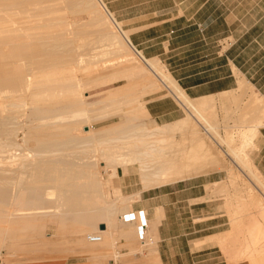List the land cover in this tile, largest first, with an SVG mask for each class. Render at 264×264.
Segmentation results:
<instances>
[{
    "label": "crops",
    "instance_id": "obj_1",
    "mask_svg": "<svg viewBox=\"0 0 264 264\" xmlns=\"http://www.w3.org/2000/svg\"><path fill=\"white\" fill-rule=\"evenodd\" d=\"M106 1L109 4L108 10L129 33L134 50L140 51L143 56H150L147 58L145 55L147 59L162 57L171 69L169 71L175 84L192 100V107H202L197 111H204L202 113L205 116L209 111L207 109H210L209 114H214V109L216 110L218 119H211L216 120V126H210L213 121H208L213 132H217L216 123L235 122L237 125L241 120H245L246 118L241 119L242 110H246L247 101L251 98L252 104H256L253 108L257 111H260L261 107L264 108V0ZM148 83L150 84L149 78L146 84ZM164 87L171 94L166 83ZM257 96L262 100L260 106ZM172 97L175 101L167 97L148 99V114L162 125L142 122L141 118L150 116L140 113L138 115L136 112L137 116L142 115L141 118L136 116L137 129L147 125V129H156L170 123H179L187 118L182 116V109L188 117H194L192 108L188 109L186 104L173 95ZM209 99L212 100L210 104ZM257 111L254 109V112H249L250 115L254 113L251 115V125L254 116L259 114ZM242 122L244 123H240ZM144 123L146 125L140 127V124ZM251 125L236 126V132L230 126L226 129L228 134H235L239 141L240 137L237 136L240 134L237 133L246 131ZM226 129V136L219 132L212 134L215 137L210 136L213 138V144H216L215 147H220L219 149L228 147L227 140L230 139ZM191 132V128H184L176 134L172 133L174 138L169 133L172 137L167 136L165 139L168 141L172 138L173 141L169 140L171 149L165 146L169 142H165V148L172 151L174 146L177 147L175 144L185 138V133H188L189 137ZM178 134L184 137L176 139ZM216 135H221L222 138L218 139L223 145L215 141ZM254 144L256 149L252 155L253 163L263 175L264 126L259 128ZM202 160L190 175L175 177L176 179L171 180H174L173 182L150 188L144 187L143 175L137 162L120 165L116 170L108 168L112 170L107 169V177L103 175L104 179H100L101 187L78 188L77 194L84 196L85 200L84 204H77L74 210L85 215L79 219L75 216L73 221L76 224V233L71 232L69 228L60 233L54 231L52 240L45 239L48 246L57 243L58 237L73 234V238L57 244L55 249L58 256L51 264H229L225 259L211 261L216 258L212 249L217 245H209L210 238L220 235L225 231L221 227L228 224L227 216L219 209L220 199H215L212 190L216 187L221 189L228 180L231 186H234L235 178L237 181L244 179L248 182L251 177L238 170L232 171L230 175L228 165L229 168L224 169L229 170L226 172L227 177L223 178V169L213 167L217 162L211 159ZM210 161L214 163L210 164ZM209 164H214L212 169ZM207 165L211 170L209 172L208 168L207 172L205 171ZM201 166H205L204 170ZM103 169L106 171V168L102 167L101 173ZM120 169L123 171L122 175ZM236 171L237 173H234ZM241 182L239 181V185L244 186ZM208 192L214 199L208 200ZM93 197H99L100 201L94 202ZM138 210H143L147 218L146 236L143 239L139 236L138 222H124L121 219L124 214ZM96 212L100 214L99 218L93 217ZM100 224H104L105 228L101 229ZM87 230L94 231V234L99 233L102 237L105 234L106 237L100 242H92L84 235ZM207 230L213 231L205 232ZM61 234L64 236H60ZM196 246L202 248L195 249Z\"/></svg>",
    "mask_w": 264,
    "mask_h": 264
},
{
    "label": "bare ground",
    "instance_id": "obj_2",
    "mask_svg": "<svg viewBox=\"0 0 264 264\" xmlns=\"http://www.w3.org/2000/svg\"><path fill=\"white\" fill-rule=\"evenodd\" d=\"M78 11H85L88 14V21L79 26L72 23V20L69 19L71 13H77ZM88 25H94V29L97 27L99 36L96 37V40L101 42V44L104 41L101 46H113V48H108L106 51V48H103L104 50L101 49L102 51L98 49V52H95L98 58L92 54L94 58L91 56L90 58H84L81 63L76 62L79 67L94 64L97 61L106 62L109 58L127 59L134 55L143 61L144 66L135 67L131 70L129 76L134 74L143 75L148 72L152 73L157 81L152 78L150 84L148 83L143 87L152 89V87L157 88L158 81L162 85L166 83L171 94L176 99L178 98L186 104L188 109L192 108L193 111L190 110L194 113V117L189 115V117L187 116L185 120L179 123H170L169 125L167 124L168 126L156 129H147L148 125L142 127L146 125L144 123L140 124L142 128L138 127L137 129V113L134 109H131L130 113L132 115L119 124V126L112 128L110 130L111 133H107L106 137L99 139L98 137L101 134L91 133V131H95L91 127L89 129L90 132L88 131L85 134L76 133L51 140L35 141L37 138L35 131L52 125L41 122V117L34 116L39 107L46 105L59 107L63 103H70L82 108L85 104L82 94L77 92L78 88L82 89L83 83L75 84L72 81L74 67L70 68L68 66L61 73L59 58L61 57V49L64 52L63 57L68 61L71 57L70 53H72L74 59L77 58L78 55L76 53L79 47H77L76 43L80 41L77 34H79L82 27ZM85 43L88 44V42ZM97 46H99V43ZM66 65H69V62ZM205 97L207 98V96ZM206 98L202 99L206 100ZM211 101L209 99V104L212 103ZM261 102L262 100L259 101V106ZM209 104L207 105L208 108ZM192 105H194L192 100L175 84L170 71L163 65L160 59H147L140 51L134 50L129 39V33L122 28V23L116 21L114 15L108 10L104 0H0V212L5 213V218L12 220L14 216L7 208L8 205H15L17 209L38 208L43 207L46 202H49V205L55 209V212L43 213V216H47L51 220L56 218V225L60 226L63 219H67L71 215L69 213L71 210L70 206L84 204L85 198L80 197L76 191H70L76 185L73 183H66L65 185L62 183L61 186L64 185V187L61 189H57L55 186H48L45 187L46 191L44 190L43 196L42 194H37L29 199H25L22 192L23 175L26 171L32 172L37 169L32 164L25 163V160H23L25 155L24 151L21 150L23 146L27 148L28 156L47 155L49 153L56 156L60 155L59 158L53 161L63 166L59 170L67 174L68 177H80L81 182L77 185L78 188H86V186L101 187V167H113L116 170L120 165H131L137 162L143 175L144 187L150 188L167 183L175 177L182 178L185 175H190V172L195 171L194 169L199 161L211 159L217 162V164L215 163L216 165H212L217 169H223L224 171L225 168L228 169L230 166V175H232V171L238 170L242 171V173L245 172L248 174V177H251L248 181L251 184L249 193L245 192V190L243 191V189L238 192L239 189L237 187V191H235L236 196L230 202L233 204V210L231 209L233 211L231 215L232 222H237L240 225L248 214L253 219L251 226L249 225L244 233L247 237L244 241V246L240 248L234 261L238 264H264V177L262 172L260 173V170L254 165V159H252V155L256 149L254 139L259 128L264 126V108L262 109L261 107V110L259 108L258 110L260 111H257L255 108L259 114L258 116H256L257 114L254 116L252 120L253 124L251 125L250 123L252 127H248L249 129L243 130L244 132L242 133H240L241 131L237 133L238 135L240 134L237 136L240 137L239 141H237L238 139L235 134H231V132L228 134L227 128V137L230 139V141L227 140L228 147L227 149H219L220 147L217 148L215 147L216 144H213V138L211 137L212 140L210 138V136H214L212 135L213 133L218 132H213L210 127L216 126L215 122L218 119L216 118L218 113L214 109L215 113L211 112V115L209 114L210 109H207L209 111L205 110L207 112L205 116L209 115L205 117L203 115L204 111H197L202 107L197 109L198 106L194 108ZM137 109L138 111L140 110L138 115L140 113L143 116H150L143 105H139L136 107ZM243 111L242 113L246 112ZM236 114L238 113L236 112ZM31 116L34 117V120L31 124H28L31 121L29 120ZM140 116L142 117V115ZM140 116L137 117L139 118ZM87 117V113L83 111L78 119ZM237 117L236 119L239 121L240 115ZM252 117H249L250 119L248 120L251 121ZM212 118H216V120H212V122ZM208 121L212 122L211 125ZM241 121L245 122L244 119ZM216 124L218 125V123ZM186 126L192 129V135L188 137V133H185V138L182 139L184 136H181L182 138L180 137V139L182 141L179 140L180 142L175 144L177 145L176 148L174 146L172 151L166 149L167 147L170 148L171 142L169 140H172V138H169L167 141L165 137H172L173 134L181 131ZM237 126L239 125L237 124ZM169 133L173 134L170 136ZM224 135L226 136V133ZM220 136H217L215 138L217 140L215 141L223 145V142L218 139ZM21 141L23 144H21ZM165 142L169 143L165 145ZM172 144L174 145V143ZM164 145L167 147L165 148ZM53 146L60 147L62 151L54 153L53 150H49ZM88 146H95V148L89 149ZM79 154H83V156ZM213 161H210V164ZM202 162L206 161L202 160ZM212 166L210 165L211 168L208 165L204 166L205 171L207 172L206 168H208V172L211 171L209 168L212 169ZM204 167L201 169L204 170ZM8 171L19 174V176L14 174L6 176L4 172ZM41 171L44 177L48 178L47 180L51 179L52 182L60 178V174L56 176V179L53 174L49 175L47 171H52L50 168H45ZM234 173H237V171ZM235 180V185L238 186L240 180ZM222 183L223 181H221ZM239 188L241 189V187ZM214 192L216 191L214 190ZM224 192L227 193L225 190ZM232 192L234 193V191ZM246 198H249V200L246 201ZM93 199L94 202L100 201L99 197H93ZM242 205H247L246 211L241 208ZM255 209H257L256 213L251 212L246 215L248 211ZM64 212L68 213L65 214ZM94 214L95 217H100L99 213L96 212ZM74 215L79 219L83 218L85 213L78 212ZM121 219L124 221L123 218ZM136 222L138 221L136 220ZM59 228L61 231L65 229L64 225ZM59 228L56 227L58 230ZM58 230L57 233H60L61 231ZM8 233L9 230H7V235ZM90 235L101 236L99 241L92 242L102 241L103 237L101 234L93 233L88 234L86 237L89 239ZM210 239L211 241L208 244L215 245L222 243L223 237L217 235ZM204 243L206 245V240Z\"/></svg>",
    "mask_w": 264,
    "mask_h": 264
},
{
    "label": "rangeland",
    "instance_id": "obj_3",
    "mask_svg": "<svg viewBox=\"0 0 264 264\" xmlns=\"http://www.w3.org/2000/svg\"><path fill=\"white\" fill-rule=\"evenodd\" d=\"M104 2L106 6L109 7L107 1L104 0ZM69 19L72 20V23L79 26L84 22L88 21V14L85 11H78L77 13L76 12L73 14L71 13L69 15ZM93 27L94 25H88L86 27H82L79 34H77L80 38V41L76 43L77 47H79L76 53L78 55L76 59L73 58L72 53H70L71 57L69 61L65 59V57H63L64 54L63 49L60 50L61 57L59 58L61 73L62 70L68 68V66H70V68L74 67L72 81L75 84L83 83L82 89L78 88L77 92L82 94L83 100L85 102L84 106L80 108L75 106L74 104L63 103L59 107H55L52 105L39 107L34 116H39L41 117V122H46L48 124L50 123L52 125L48 127H43L42 129H39V131H35V134H37L36 135L37 138L35 139V141L51 140L57 137H63L69 134L72 135L76 133L85 134L88 133L91 127L94 128L95 130L93 132L91 131V133H97V135L101 134L98 137L100 139L101 137H106L108 135L107 133H111L110 130L112 128L119 126V124H121L125 119L129 118L132 115L130 113L131 109H134L135 112H140V110L139 111L138 109L136 110V107H138L139 105H143L148 110L147 108L148 105L146 106V101L148 99L167 97L168 99L175 101L172 95L159 81L157 82L159 84V85L157 84V88L156 87H152V89L143 88V85L147 83L148 78L150 80L152 78L155 79L152 73L148 72L147 74H143V75L134 74L132 76H129V73L135 67L144 66L143 61L134 55H132L130 58L127 59L109 58L106 62L97 61V63L79 67L76 62L81 63V61L84 58L85 59L90 58L92 54L95 57L97 55L95 52H98V49L99 51H102L101 49L106 48L105 49L106 51L108 48H113V46H104V47L101 46L104 41L101 44V42H98L96 40V37L99 36V33H97V27L95 28L96 30ZM96 41L99 43V46H97L98 43ZM85 42H88L89 45ZM92 49L94 52L92 51ZM93 56L92 58H94ZM146 56L147 58L150 57L148 55ZM158 59L162 61L163 65L167 67L168 70H171L167 66L166 62L162 59V57H159ZM68 62L69 65H66V63ZM115 76H117V78H115ZM254 104L255 103L252 104V100L248 101L247 103L248 108L245 110L246 112L242 113L243 115L241 118L242 119L244 117L247 118L245 119L246 121L242 123L246 126H248V124L251 123V121L248 120L250 119L249 111L255 109V107L253 108ZM83 111L87 113L88 117L83 119H78L83 113ZM182 111H183L182 116L185 115L187 117L186 111H184L183 109ZM29 120L31 121H29L28 124H31L32 121L34 120V117L31 116ZM141 121L145 123L147 122L148 124L162 125V123L156 122V120L152 118L151 115L149 118L143 117ZM242 124L240 122L238 123L239 126H242ZM234 125L235 128H233ZM217 126H218L217 131L223 135L225 133V129L228 128L229 126L232 127L233 128L232 130H235V132L237 131L236 129L237 125L235 124V122H230V123L219 122ZM184 128H189V127L186 126ZM184 128H182V130ZM22 135H24V133H22ZM179 138L180 135L178 134L176 136V139ZM21 144H23L22 141ZM88 148L93 149L95 148V146H88ZM21 150L24 151L25 154L23 157L25 163L32 164V166L37 169L32 172L26 171L25 174L23 175L24 178L22 180V187H23L22 192L25 199H29L30 197L36 196L37 194L40 195L42 194L43 196V194L46 191L45 187L55 186L57 189H61L62 187H64L66 183L76 184L70 191L77 192L78 189L77 185L79 184V182H81L80 181L81 179L78 176L68 177L67 174L62 173L59 170V168L63 166H60L61 164L56 163L53 160L59 158L60 155L56 156L55 154L46 153L47 155L40 154L37 156H28L29 153L26 147L24 146L21 147ZM49 150H53L54 153L56 151L59 152L62 151V149L58 146H53ZM79 155L83 156V154H79ZM45 168H50L52 170V171H47L49 175L53 174L54 178L56 179V176L60 174V178L56 179L55 181L53 180V182L51 181V179L47 180L48 178H45L41 171ZM108 168H113V167H107L105 169L106 171H104L103 169V172L101 173V178L103 177V175L105 178L107 177V174L105 172H107ZM100 170H102V167L100 168ZM111 170L112 169H108V171ZM122 172H123L122 169H120L121 175ZM226 172L227 171L222 172L221 176L223 178L227 177ZM4 174H6V176H11V174L13 175L14 172L8 171V172H4ZM14 175L19 176V174H14ZM137 175H139V173H137ZM137 181L138 179H136V183ZM240 181H242L241 183L245 185L244 186L234 185L235 187H233L231 186L230 180H228L226 184H224V186L221 188L222 191H220V189L218 190L217 187H216L217 190L216 188L212 190V193L215 194L214 196L215 199L216 198L220 199L221 205L219 206V209H221L222 210L221 212L225 216H227L228 224L221 227L222 229L225 230L220 234L221 237H223V240L222 243L215 244L217 245V247L212 249V251L215 252L216 258L215 260H211V261L216 262V261H220L221 259H225L229 264H238L236 261H234V258L235 256H237V253L239 252L240 248L244 246V241L247 238L244 235V233L246 232V229L249 227V225L251 226V223L253 222L251 215H249L248 213L257 212V209L248 211L246 213V215L248 214V216H246V218L243 219L240 225H238L237 222H232L231 215L233 214L232 213L233 204L230 202L231 200L233 201V198H235L236 196L235 191H237V187L239 189L238 192L241 191L242 189L243 191L245 190V192H248L251 189L250 182L244 181V179ZM62 183L64 184L63 186H61ZM239 187H241V189ZM214 190H216V192H214ZM224 190L227 191V193L224 192ZM232 191H234L235 195ZM217 192L220 193L217 194ZM228 194L231 195L229 196ZM80 197L85 198L84 196H80ZM207 197L208 200L214 199L211 198L212 194L209 192ZM248 200L249 198H246V201ZM75 207L76 205L70 206L71 210L69 213H71V215L67 219H63L62 224L60 226L63 227L64 225L65 229L61 231V229L59 228L60 226L56 225V218H53V220H51L47 216H43V213L55 212V209L51 207V205H49V202L48 203L46 202L43 207H38V208L17 209L15 205H8L7 208L11 211V214H13L14 218L12 220H9L5 218L6 217L5 213L0 212V264L53 263L54 258L58 256V253L55 249V247H57V244L62 241H68L69 239L73 238L72 236L73 234H70L69 236L63 238L58 237L57 243L48 246L46 244V240H52L54 238V231L58 230L56 229V227H58L59 228L58 231L61 232L68 230L69 228L71 232L73 233L77 232L75 228L76 226L75 221H73L75 220L74 214L77 212L76 210H74ZM241 208H243V210L246 211L247 205H242ZM64 213L67 214L68 212H64ZM93 217H95L94 213H93ZM104 217L106 216L104 215ZM114 222H116V220ZM114 222H112V224ZM7 230H9L8 235H7ZM213 230H207L205 232H209ZM36 231L38 232L35 234ZM91 233L93 234L94 231L87 230L84 233V235L87 236L88 234ZM60 236H64V235L61 234ZM103 237L105 238L106 235L104 234ZM200 248H202V246L195 247V249H200ZM217 264H225V262H221V263L219 262Z\"/></svg>",
    "mask_w": 264,
    "mask_h": 264
},
{
    "label": "built area",
    "instance_id": "obj_4",
    "mask_svg": "<svg viewBox=\"0 0 264 264\" xmlns=\"http://www.w3.org/2000/svg\"><path fill=\"white\" fill-rule=\"evenodd\" d=\"M122 218L124 219V222H136L137 220L138 221L137 227H138L140 238L143 239L144 236H146L147 218L143 210L133 211V212L124 214ZM89 239L91 241H99L101 239V236L100 235H96V236L90 235Z\"/></svg>",
    "mask_w": 264,
    "mask_h": 264
},
{
    "label": "water",
    "instance_id": "obj_5",
    "mask_svg": "<svg viewBox=\"0 0 264 264\" xmlns=\"http://www.w3.org/2000/svg\"><path fill=\"white\" fill-rule=\"evenodd\" d=\"M100 228L101 229H104L105 228V225L104 224H100Z\"/></svg>",
    "mask_w": 264,
    "mask_h": 264
}]
</instances>
